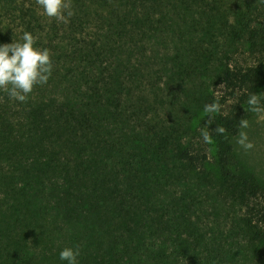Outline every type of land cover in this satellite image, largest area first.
<instances>
[{"label": "trees", "instance_id": "1", "mask_svg": "<svg viewBox=\"0 0 264 264\" xmlns=\"http://www.w3.org/2000/svg\"><path fill=\"white\" fill-rule=\"evenodd\" d=\"M263 107L264 0H0V264H264L231 143ZM207 173L235 245L189 210Z\"/></svg>", "mask_w": 264, "mask_h": 264}, {"label": "rangeland", "instance_id": "2", "mask_svg": "<svg viewBox=\"0 0 264 264\" xmlns=\"http://www.w3.org/2000/svg\"><path fill=\"white\" fill-rule=\"evenodd\" d=\"M60 1L62 0H56V3L53 4V0H49V7L53 8L55 6L57 8ZM239 52L243 53L244 50L242 49V52ZM192 87L193 84L188 86L190 92H192ZM220 90L221 88H216L215 93H220ZM184 101L185 99H182L180 109ZM194 106L196 108L197 104ZM184 111H187L185 104ZM194 111H192V114ZM245 117V123L241 127L238 135L232 139L231 143L237 160L249 171L254 173L258 179L264 182V107L257 110L246 109ZM201 118L202 115H200L199 122ZM196 122L195 120L194 123L196 124ZM199 126L200 124L197 125V127ZM201 128H203V125ZM196 139L198 140L199 138ZM201 181L202 186L201 191L197 192L198 197L193 198L194 195H191L192 200H188L191 201L189 210L194 215L196 213L197 215L198 213L203 214L204 218L202 219L200 227L206 230L208 228H214V230L221 233L224 246L235 245L236 242H240V239L243 238L241 235L236 234L235 223L233 222L235 217H239V208L219 201L218 188L213 182V176L210 173L204 175ZM183 190V184H178L176 187L177 194L184 192ZM238 251L244 260L241 250L239 249ZM245 251L247 253L246 248ZM240 256L237 258H240Z\"/></svg>", "mask_w": 264, "mask_h": 264}]
</instances>
